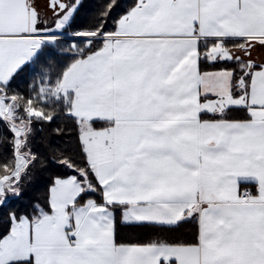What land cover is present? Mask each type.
Instances as JSON below:
<instances>
[{
  "label": "snow or ice",
  "instance_id": "snow-or-ice-1",
  "mask_svg": "<svg viewBox=\"0 0 264 264\" xmlns=\"http://www.w3.org/2000/svg\"><path fill=\"white\" fill-rule=\"evenodd\" d=\"M81 7L0 0V264H264V0Z\"/></svg>",
  "mask_w": 264,
  "mask_h": 264
},
{
  "label": "trees",
  "instance_id": "trees-1",
  "mask_svg": "<svg viewBox=\"0 0 264 264\" xmlns=\"http://www.w3.org/2000/svg\"><path fill=\"white\" fill-rule=\"evenodd\" d=\"M106 3V0H82V7L80 8L76 20L74 22L73 28L69 29V32L79 28L88 27L89 23L96 16V14L101 10V8ZM121 3H124V0H121ZM69 43L71 42L70 37H64ZM65 47L67 44L64 45ZM70 57L62 58L61 63L67 62V59ZM54 63V62H53ZM56 70H59L58 68ZM31 76H25L18 79L17 84L20 88L26 87L25 81L31 82ZM57 124H60L57 121ZM57 124H53L51 126L44 125L43 130L38 133L34 141V150L41 155H51L52 148L59 149H68L72 151L75 149V140L74 134H65L63 136H57L53 131ZM62 126V125H61ZM40 127V126H38ZM58 171V174H63L64 169L55 170ZM50 175V171H45L41 168H38L33 177L32 183L26 189V195L22 200L14 201L13 206L20 208L26 205L29 200L32 198H41L45 191L47 180ZM192 228V225L185 226L183 231H187ZM145 230H137L133 235H142Z\"/></svg>",
  "mask_w": 264,
  "mask_h": 264
}]
</instances>
